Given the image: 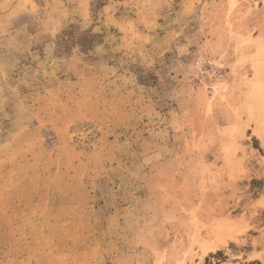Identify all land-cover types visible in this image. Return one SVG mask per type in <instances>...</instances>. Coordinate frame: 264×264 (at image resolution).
Instances as JSON below:
<instances>
[{"label": "rangeland", "instance_id": "rangeland-1", "mask_svg": "<svg viewBox=\"0 0 264 264\" xmlns=\"http://www.w3.org/2000/svg\"><path fill=\"white\" fill-rule=\"evenodd\" d=\"M0 264H264V0H0Z\"/></svg>", "mask_w": 264, "mask_h": 264}, {"label": "trees", "instance_id": "trees-1", "mask_svg": "<svg viewBox=\"0 0 264 264\" xmlns=\"http://www.w3.org/2000/svg\"><path fill=\"white\" fill-rule=\"evenodd\" d=\"M220 252H218V254H219Z\"/></svg>", "mask_w": 264, "mask_h": 264}]
</instances>
